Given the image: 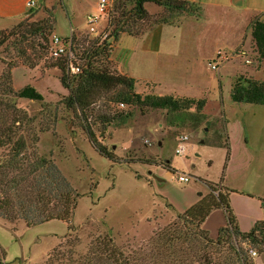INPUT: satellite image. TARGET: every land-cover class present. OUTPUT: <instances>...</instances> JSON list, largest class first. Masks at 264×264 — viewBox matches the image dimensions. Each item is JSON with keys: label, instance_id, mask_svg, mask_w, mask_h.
I'll return each instance as SVG.
<instances>
[{"label": "rangeland", "instance_id": "374dc122", "mask_svg": "<svg viewBox=\"0 0 264 264\" xmlns=\"http://www.w3.org/2000/svg\"><path fill=\"white\" fill-rule=\"evenodd\" d=\"M98 1L90 0L84 6L70 1L73 16L64 0H35L36 8L0 30L16 34L0 47V128L11 124V118L17 119L15 127L29 146L28 151L50 157L78 194L72 218L74 230L70 233L62 221L26 227L22 221L13 225L0 219L4 263L46 264V255H60L54 264H80L81 257L98 255L93 254L98 250L96 240L107 236L136 264H219L220 256L231 255L235 259L237 252L249 255V248L258 254L253 263L264 264V226L253 239L223 236L221 244H217V237H207L164 203L180 212L197 201V192L208 190L200 180L219 183L222 173L223 183L229 184L227 189L235 190L238 195L237 209L254 212L258 206L252 199H264V106L234 103L230 97L238 78L264 81V59L259 58L248 29L240 42L244 23L233 18L231 10L217 8L211 12L219 16L217 25L197 27L189 20L182 22L176 43L202 52L197 68L174 69L173 75H169L164 67H147L133 58L122 57L121 70L127 75L117 69L113 58L115 47L121 51L142 44L136 34L147 32L159 19L153 15L143 19L132 15L133 4L126 0L121 2L122 10L114 9L102 16L96 26L97 33L91 34L85 16L97 7ZM149 10L156 13L158 9L150 6ZM123 17H127L124 24L129 23L132 34L120 31L118 42L113 39L109 42V56L98 60H103L109 70L132 77L137 94L203 99L206 103L200 111L203 118L195 125L194 106L180 112L151 109L141 112L137 107L113 101L119 88L100 96L91 107L89 119L98 140L120 160L113 164L92 149L78 116L62 103L68 91L60 83L57 62L40 47L45 42L23 28L28 30L48 20L52 23L48 40L73 36L74 53L80 59L85 57L83 50L88 42L101 44L99 33H110L115 19ZM217 51L229 58L219 70L213 71L209 59ZM30 63L35 66L30 67ZM184 71L193 75L184 80L183 74L180 75ZM147 79L160 80L162 84L158 87L157 83L143 82ZM25 86L35 88L43 101L21 99L8 93L10 87L16 92ZM121 110L132 113L131 118L124 124H111L102 132L98 115H113ZM219 133L228 136L227 161L226 148L202 144L205 139L215 140ZM182 136L187 137L183 142L184 155L178 156L175 151ZM4 153L6 146L0 147V156ZM141 159H155L173 177L156 181L149 172L157 171L161 175L163 170L143 164ZM178 175H189V182L179 183Z\"/></svg>", "mask_w": 264, "mask_h": 264}, {"label": "trees", "instance_id": "16d2710c", "mask_svg": "<svg viewBox=\"0 0 264 264\" xmlns=\"http://www.w3.org/2000/svg\"><path fill=\"white\" fill-rule=\"evenodd\" d=\"M147 3L164 7L172 6L166 0H135L131 14L133 13L132 15H135L139 19L145 18L148 14L144 5ZM184 3L181 2L177 6L182 8ZM122 7L123 5L120 2L116 9L120 11ZM121 18L115 19L107 41H103L99 45H97L98 41H94L92 44L88 42V46L83 50L85 57L77 58L81 65V73L78 77L71 78L68 62L65 58L59 57L54 59L50 56L57 62V67L61 72L60 83L62 87L68 91V96L62 100V103L66 108L73 110L75 116H78L80 126L92 149L113 164L120 163V160L106 145L98 140L89 119L91 107L100 96L119 88V91L112 97L113 101L137 107L141 112L148 109L180 112L194 106L197 111L194 116L195 125L201 122L203 115L200 111H202L206 103L203 99L177 98L172 95L137 94L134 91L136 81L133 78L111 71L106 67L103 60L99 61V57L109 56V39L112 38L115 42H118V33L120 31L128 35L132 34L129 23L126 22L127 24H124V20L127 17ZM122 28L124 31H122ZM23 30L28 33L30 32V35L41 38L45 42V45H41L40 47L50 54L51 47L48 36L51 35L52 23L48 20L42 21L32 25L28 30L27 28H23ZM250 34L259 58L264 59V21L255 19L251 24ZM15 35L14 33L0 31V47ZM136 35L139 36L140 34ZM70 39L75 50V38L72 36ZM34 66V63H30V67ZM7 78L10 79L9 74ZM8 93L21 99L43 101V96L32 86H25L16 92L10 87ZM230 97L234 103L264 106V81L252 78L243 80L238 78L232 87ZM131 116L132 113L121 110L113 115H98L97 120L103 126L102 132H104L106 127L111 124L126 123ZM16 122L17 119L13 117L11 118V124L0 128V147L6 146V153L0 156V219L13 225L18 221H22L26 227H33L57 220L65 222L67 224V232L70 233L74 230L72 218L77 206L78 194L72 190L68 180L62 175L50 157L38 156L33 151H28L29 146L26 144L23 135L15 127ZM36 141L37 139L34 142ZM202 144L226 148L225 161L229 159L230 147L227 133L225 135L219 133L215 140L210 141L205 139L202 141ZM141 161L146 165L162 166V163H159L155 159H141ZM225 166L226 163L224 169ZM136 177L140 178L138 174H136ZM223 179L224 173H222L219 183L199 179L208 188L209 193L205 196L198 193V201L182 215L189 223L197 226L209 237L201 229V226L213 211L222 209L227 218V226L219 231L216 239L217 244H221L223 236L228 238L249 237L253 239L256 233L262 232L264 220L256 222L248 233L241 232L230 205L229 196L235 191L223 187ZM260 202L264 208V199H261ZM96 247H98V250L93 252V254L98 253V255L81 257L80 264H136V261L130 255H124L111 237L106 236L96 240ZM105 253L107 255H104ZM239 253L241 252L236 253L235 259L231 255L220 256L219 264H233V261L234 264H254L249 255H239ZM55 256L48 255L46 264L57 262L60 255ZM2 259H4V253L1 251V262ZM0 264H3V262Z\"/></svg>", "mask_w": 264, "mask_h": 264}, {"label": "crops", "instance_id": "0c3cea01", "mask_svg": "<svg viewBox=\"0 0 264 264\" xmlns=\"http://www.w3.org/2000/svg\"><path fill=\"white\" fill-rule=\"evenodd\" d=\"M31 0H0V30L9 26L13 21L22 15L29 12L27 9V3ZM35 1V0H34ZM42 2L43 0H36ZM73 2L78 5L84 6L90 3V0H64L67 5L69 14L75 16V13H71L69 9V3ZM126 1V0H122ZM173 5V8H169V11H164V6H157L152 3H147L144 5V8L147 14L157 16L159 19L158 22H155L153 26L145 33L137 36V40L142 44L134 46L130 50H117V46L114 50V61L117 64V69L122 72L120 60L124 58H133L135 61L141 62L142 65L147 67L160 68L164 67L166 72L169 75H173L175 72L174 69H191L196 67L198 58H203L202 52H195V50L189 46H183L177 44L176 40L179 35L181 36L180 29L183 21H190L197 25V27L204 25L214 26L219 22V16L212 14L217 8L224 7L231 10L233 13V18H236L238 21L244 23L243 30L240 34V42L242 41V36L248 29V34L250 33V26L255 19L263 20L264 17V0H166ZM134 6L135 0H129ZM185 2L182 8L174 5ZM128 3V0H127ZM150 6H156L157 12L151 13L149 10ZM97 7L90 9V12L86 14L85 18L89 14H96ZM75 18V17H74ZM264 21V20H263ZM201 58V59H202ZM211 57L209 61L212 59ZM200 59V60H201ZM196 62V63H195ZM195 63V64H194ZM197 68V67H196ZM123 73H126L123 71ZM128 75V73H126ZM183 74V75H182ZM188 74V75H187ZM180 75L183 76L184 80L188 77H191L192 72H180ZM132 78V77H131ZM140 81L139 79H136ZM162 81V79H161ZM145 83H157L159 87L162 82L160 80L147 79L143 81ZM149 168H154L148 166ZM158 170H163V173L157 174V171H150L151 176L158 182H164L165 180L172 178L173 175L164 170L160 166ZM189 176V175H188ZM229 185V184H228ZM226 183H223L222 186L228 188ZM235 191V190H234ZM198 193L202 195H207L208 190L205 192H197L196 197L198 201ZM235 192L231 193L230 205L233 211V214L236 218L237 226L239 230L243 233L249 232L258 221L264 220V208L261 205V198L252 199L256 202V211H243L237 209L235 205V198H237ZM248 198V197H247ZM196 201V202H197ZM195 202V203H196ZM165 207L171 209L175 214H183L195 203L192 202L188 204L180 212H175L174 207L166 202ZM20 223V222H19ZM18 223V224H19ZM25 225V224H24ZM227 226V218L225 212L222 209H217L213 211L205 220L201 229L206 232L209 237L216 238L221 229ZM57 244V243H56ZM55 244V246H56ZM1 252V251H0ZM48 256V255H46ZM3 264L4 259H2Z\"/></svg>", "mask_w": 264, "mask_h": 264}, {"label": "built area", "instance_id": "2783aa9c", "mask_svg": "<svg viewBox=\"0 0 264 264\" xmlns=\"http://www.w3.org/2000/svg\"><path fill=\"white\" fill-rule=\"evenodd\" d=\"M120 2H123L122 0H99L97 3V13L96 14H89L86 17V24L88 26V30L91 34H96L98 29L97 25L100 24V19L104 15H109L114 11V9L117 8V6L120 4ZM34 8H36V3L34 0H31L27 3V9L32 11ZM109 13V14H108ZM109 37V33H105L102 31L99 33L97 38L101 42L107 41ZM109 42H112V38L109 39ZM111 45V44H110ZM50 56L54 59L63 57L68 62V69L69 74L71 77H78L81 73V65L78 59H76V55L74 53V46L72 44L71 39L63 40L60 37H53L50 39ZM229 56L225 53H222L221 51H217L215 56L210 60L209 67L213 71L219 70L220 66L227 61ZM247 64L250 63L249 60L246 61ZM122 106V105H121ZM187 139L186 136H182L179 138V145L176 149V154L178 156L184 155V141ZM176 180L179 183H187L189 182V177L187 175H178L176 177ZM249 257L250 259L255 262V260L258 257L257 251L254 249L249 248L248 249Z\"/></svg>", "mask_w": 264, "mask_h": 264}]
</instances>
